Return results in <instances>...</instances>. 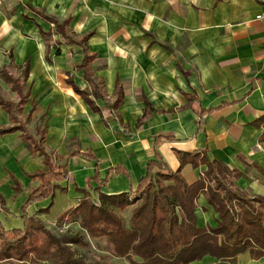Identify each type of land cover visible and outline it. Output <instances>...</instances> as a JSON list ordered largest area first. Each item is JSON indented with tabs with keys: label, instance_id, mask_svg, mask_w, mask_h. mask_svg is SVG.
I'll return each mask as SVG.
<instances>
[{
	"label": "crops",
	"instance_id": "crops-1",
	"mask_svg": "<svg viewBox=\"0 0 264 264\" xmlns=\"http://www.w3.org/2000/svg\"><path fill=\"white\" fill-rule=\"evenodd\" d=\"M34 10L60 21L70 18L68 31L75 38L91 33L86 46L96 54L92 77L103 80L110 99L117 79L125 89L119 121L98 99L106 125L66 83L72 77L80 88L89 87L76 67L82 47L54 32L43 38L40 28L48 31L53 25ZM25 64L28 76L22 85L29 96L20 117L34 136L47 125L45 146L54 162L62 163L75 150L91 151L99 160L100 178L110 167L127 171L112 175L100 192L135 189L155 151L173 171L180 166L177 151H205L211 160L240 172L239 187L264 195V0H0V68L22 80ZM0 95L18 101L1 76ZM144 98L153 110L138 124ZM11 125L0 106V127ZM156 136L171 138L155 142ZM67 163L70 178L58 182L65 190L57 188L52 199L26 208L55 232L80 228L69 215L58 221L84 197L76 187L99 201L91 180L95 161L77 154ZM44 168L43 157L26 147L20 131L0 135V194L6 208L0 209V224L5 230L23 228L21 207L39 185L30 175ZM205 169L186 163L180 173L190 184ZM197 202V225L215 226L217 214L205 196ZM48 206V213L41 212ZM131 209L121 212L126 224ZM103 249L110 262L130 264L112 256L109 244ZM192 264L228 263L206 255ZM229 264H264V257L242 253Z\"/></svg>",
	"mask_w": 264,
	"mask_h": 264
},
{
	"label": "trees",
	"instance_id": "trees-1",
	"mask_svg": "<svg viewBox=\"0 0 264 264\" xmlns=\"http://www.w3.org/2000/svg\"><path fill=\"white\" fill-rule=\"evenodd\" d=\"M34 11L53 25L48 31L40 28L43 38L54 32L82 47L83 56L76 67L82 70L89 87L80 88L72 77H68L66 83L94 113L100 115L106 125L108 122L102 115L98 99L105 103L104 107L110 110L113 119L119 121L118 109L123 103L125 89L117 79L113 98L110 99L103 80L92 77L90 65L96 54L90 53L86 46L91 33L75 38L68 31L70 18L60 21L42 11ZM45 57L49 60L48 51ZM28 67L25 64L22 68V80L10 75L6 68H0V76L18 95L17 102L0 95V106L8 112L12 123L11 126L0 127V135L20 131L26 147L43 157L45 168L30 175L39 181V185L28 193L27 201L21 207L23 228L5 230L0 224V264H114L102 258L89 259L77 252L75 246L88 245L86 235L91 238L104 237L111 255L123 257L130 264H192L206 255L229 264L234 263L242 253H248L252 259L264 257V195L239 187L236 181L240 172L231 170L216 159L211 160L205 151L193 154L177 151L180 166L175 171L155 151V158L148 161L146 174L136 188L113 195L100 192V188L114 174L127 175L122 166L110 167L105 177L100 178L99 160L91 151L79 150L70 152L62 163L54 162L52 152L45 146L47 125L44 124L38 135L34 136L20 117L22 106L29 96V90L24 92L22 85L27 79ZM186 97L191 100V96L186 94ZM143 101L145 114L138 124L153 110L145 98ZM34 108L33 101L28 117ZM163 137L171 138L156 136L155 142ZM77 154L95 161L91 180L96 182L94 189L98 192L99 201L96 203L88 192L76 187V190L84 192V197L74 208L61 214L58 221L69 215L79 222L82 232H54L37 215L27 214L26 208L34 202L54 197L55 190L59 188L58 182L70 178L68 158ZM186 163L193 167L206 166L200 177L190 184L180 173ZM13 187L17 192L21 190L16 180ZM201 195L205 196L217 214L215 226L197 225L195 209ZM50 206L41 212L48 213ZM128 206H132V209L126 224L121 212ZM0 209L6 210L1 194Z\"/></svg>",
	"mask_w": 264,
	"mask_h": 264
},
{
	"label": "rangeland",
	"instance_id": "rangeland-1",
	"mask_svg": "<svg viewBox=\"0 0 264 264\" xmlns=\"http://www.w3.org/2000/svg\"><path fill=\"white\" fill-rule=\"evenodd\" d=\"M128 210V209H127ZM129 211V210H128ZM53 216V213L51 214V217ZM71 229L72 232H82L80 230V228L76 229L73 225H71L69 227ZM53 230V229H52ZM55 232V230H54ZM62 232H65L62 231ZM61 232V233H62ZM60 233V232H59ZM86 240L88 241V245L85 247H80V246H75L74 248L77 250L78 253L83 254L85 256H87V258L89 259H93V258H102V259H106L107 261H111L110 260V256L108 255L107 252H105V250L103 249V247L108 246V243H106V239H99V238H91L89 236H85ZM108 248V247H107ZM101 249V250H100ZM103 249V250H102ZM47 263V262H45ZM44 263V264H45Z\"/></svg>",
	"mask_w": 264,
	"mask_h": 264
}]
</instances>
